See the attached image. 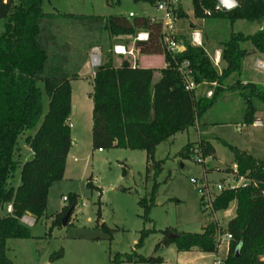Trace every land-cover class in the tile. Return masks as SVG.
Wrapping results in <instances>:
<instances>
[{"label": "trees", "instance_id": "obj_1", "mask_svg": "<svg viewBox=\"0 0 264 264\" xmlns=\"http://www.w3.org/2000/svg\"><path fill=\"white\" fill-rule=\"evenodd\" d=\"M48 0H0V264H13L6 256L7 241L30 239L29 229L21 222L29 214L39 219L46 210L51 185L63 179L66 159L71 147L70 128L67 120L71 109V82L88 60V52L102 40L93 37L98 33L104 39L116 42L134 39L137 33L146 32L145 42H133L140 55H161L165 67L161 70L143 69L123 60L113 67L110 55L95 68L91 92V147L96 151L122 149L142 151L145 154V177L155 179L162 170L163 161L154 160V152L161 143L190 128H199L206 112L227 95H236L243 102L242 122L252 125L255 114L264 111V85L242 83L239 80L241 62L251 55L264 57V29L253 35L230 32L218 43L220 66L213 65L202 47H194L186 36H177L183 51L170 55L160 40V25L146 17L75 16L46 13L42 9ZM155 5L159 0H133ZM237 6L228 11H214L215 0H191L193 18L200 21L219 19L232 25L236 21L264 25V0H236ZM210 11V16L206 12ZM61 24V25H60ZM67 25L81 31L87 41L79 40L74 48L59 36L60 26ZM249 44L251 50L244 47ZM102 50V48H101ZM73 53L70 57L69 53ZM77 60V64L70 63ZM188 61L192 80L206 91L196 96L195 91H185L184 81L177 67ZM221 67V69H220ZM219 70V71H218ZM155 73L159 74L154 81ZM234 77L233 80L231 78ZM229 82H231L229 84ZM228 83V84H227ZM48 99L47 111L42 113V93ZM212 84H215L212 87ZM199 87V88H200ZM34 134L26 132L35 129ZM30 149L31 158L19 161V141ZM232 154L237 176L250 180V185L226 189L216 196L213 212L220 213L235 203L234 217L225 233L231 236L222 264H264V160L221 142ZM176 156L185 160L197 156L213 160L214 149L209 141L200 138L188 143ZM19 169V185L14 188L11 180ZM210 170H207V172ZM125 175V168H122ZM255 184V186H254ZM90 189L99 191L91 182ZM158 189L154 182L149 195V205L141 200L145 214L153 203ZM66 207L52 221L53 227L61 226L67 211L70 216L77 205V197L70 195ZM11 206V213L6 207ZM100 219V212H97ZM65 225V226H66ZM102 227L106 229L103 225ZM217 226L209 223L199 234H177L155 245L174 246L178 252L192 249L203 254H216ZM147 232H142L139 247ZM162 264L160 257H141L117 254L110 264Z\"/></svg>", "mask_w": 264, "mask_h": 264}, {"label": "rangeland", "instance_id": "obj_2", "mask_svg": "<svg viewBox=\"0 0 264 264\" xmlns=\"http://www.w3.org/2000/svg\"><path fill=\"white\" fill-rule=\"evenodd\" d=\"M42 9L46 13L85 17L128 18L129 13L149 19H159L161 16L155 5L133 0H48L43 3ZM175 12L176 35L188 38L190 29L200 31L204 49L209 56L214 50H219L218 43L230 32L253 35L259 28V24L254 22L236 21L230 25L219 19L196 20L192 15L191 0H180ZM3 25L1 21L0 31ZM59 36L70 48H74L81 39L84 43L87 41L81 31L67 25L60 26ZM93 37V40H102L93 47L100 49L102 60L106 55H110L112 62L129 60V57L121 55L117 59L113 50L116 40L106 41L104 35L98 33L93 34ZM122 43L127 50L133 48V39H123ZM244 47L251 50L249 44ZM90 53L91 50L88 52L87 64L94 71L96 67L90 66ZM69 56L72 57L73 53L70 52ZM255 58L247 56L242 65L241 79L264 85V73L252 66ZM160 60L161 56L155 55L153 65H159ZM129 61L133 65V61ZM77 62L72 60L70 66ZM38 87L42 93L44 115L48 99L43 86L38 84ZM72 87L73 101L78 102L71 107V133L76 135L78 145L68 155L63 179L49 188L44 214L39 219L25 216L30 222L22 223L29 229L31 238L7 241L6 256L13 264H110L115 255L134 252L141 257H160L166 260V264H175L174 257L165 247L154 251L155 245L163 239V231L174 235L199 234L204 226L215 223L225 233L227 222L234 216L225 217L224 212H220L212 217L209 211H203L198 186L190 184L189 179L206 181L210 187L234 186L238 182L231 174L234 166L232 154L221 142L263 161L264 111L255 114L259 126L245 125L242 122V100L236 95H227L206 112L201 121L205 125L198 132L195 127L190 128L186 133L177 134L156 147L154 160L163 161V165L161 173L154 179L152 175L145 177V154L142 151L110 149L98 152L92 149L91 85L82 81ZM205 92L206 89L200 87L195 95L202 96ZM35 130L26 133L32 136ZM199 136L208 139L215 151V159H206L203 164L195 161L194 157L179 159L176 154L188 143L198 141ZM23 139L24 136L19 141V161L22 163L32 156ZM123 167L125 175H122ZM88 182L99 191L87 187ZM154 182L158 184V189L145 214L139 202L145 200L149 205ZM19 183L17 169L11 185L16 188ZM213 191L217 194L215 189ZM70 195L77 197V205L68 224L51 229L54 215L67 205L63 198L67 199ZM234 205L231 203L228 209L233 210ZM143 231L147 235L141 245L135 247ZM224 249L225 243L222 242L216 254L186 256L182 264H215L216 261L222 264Z\"/></svg>", "mask_w": 264, "mask_h": 264}, {"label": "built area", "instance_id": "obj_3", "mask_svg": "<svg viewBox=\"0 0 264 264\" xmlns=\"http://www.w3.org/2000/svg\"><path fill=\"white\" fill-rule=\"evenodd\" d=\"M180 5V0H159L156 4V10L161 14L159 19H150L152 22L158 23L160 25V40L162 45L165 47V50L170 55H174L176 53H180L183 51V47L179 42H176V35L175 33V24H176V9ZM214 11H221V7L217 4L214 8ZM207 16H210V11L206 12ZM134 15L132 13L128 14V17L131 18ZM148 39V34L146 32H139L136 34V36L133 39V42H145ZM189 42L194 47H202L203 46V37L200 31L192 29L188 35ZM122 49V53H118V49ZM114 53L121 56H127L132 59L133 65L135 63V57H134V48L127 50L126 48L116 46L114 47ZM90 59V66L98 67L100 65V49L99 48H92L91 53L89 56ZM210 59L214 66L217 68L220 65V50H214L211 53ZM178 72L181 75L183 81H184V89L185 91L191 92L196 91L199 89V85L195 84L192 80V71H191V65L188 61H183L178 67ZM257 69L260 71H264V63H257ZM215 84H212V87H214ZM212 95V90H208L205 92V96L207 98H210ZM260 122L256 121L255 124L258 125ZM68 127L71 128V125L68 124ZM239 131V129H237ZM195 161L198 163L203 164L206 159H201L197 156H194ZM209 159V158H207ZM210 160V159H209ZM232 176L238 181L234 186H227L222 187L221 185H216L215 187H210L209 184L206 181L202 180H196V179H189V183L192 185H197V192L199 194V199L202 204L203 211H209L210 215L213 217L216 213L213 212V202L214 199L218 194H220L222 191L226 189H234L238 187H246L247 185H250V180L246 179L242 176H237V167L234 165L231 169ZM255 186V184H254ZM215 189L217 191V194L213 191ZM262 196H264V190L261 192ZM66 199L63 198V202H65ZM7 213H11V206H7ZM225 217H229L231 215H234L233 212L229 209L223 211ZM23 223H29V219L26 217L22 218ZM217 226V225H216ZM217 234H216V245L217 249L219 245L224 242L226 245H228L229 241L231 240V236L228 233H222L221 229L217 226ZM220 262L216 261L215 264H219Z\"/></svg>", "mask_w": 264, "mask_h": 264}, {"label": "crops", "instance_id": "obj_4", "mask_svg": "<svg viewBox=\"0 0 264 264\" xmlns=\"http://www.w3.org/2000/svg\"><path fill=\"white\" fill-rule=\"evenodd\" d=\"M264 29V25H259V28H258V31L259 30H263ZM191 31V29L189 30V32ZM189 32H188V34H189ZM115 44V47L116 46H119V47H124V45H123V43H122V41H119V42H116V43H114ZM125 48V47H124ZM134 48V47H133ZM116 56H117V59L118 58H120L119 57V55H117V54H115ZM161 56V55H160ZM134 57H135V63H134V65H136L137 67H139V68H143V69H155V70H161V69H163L164 67H165V63H164V58H163V56H161V60H160V62H159V65H153V57H155V55H152V56H146V55H140L139 53H138V51H136L135 49H134ZM251 57H256L255 58V60H254V62L252 63V66H254L255 67V69H257V63H264V57H262V56H260V55H258V54H251ZM247 59V57L246 58H244L243 60H242V62H241V70H240V77H239V80L242 82V83H249L247 80H245V79H241V74H242V65L244 64V62H245V60ZM129 60H131L132 61V59L131 58H129ZM104 62V60H102V59H100V64L101 63H103ZM118 61L117 60H114L113 62H112V65H113V67H118L119 66V64L120 63H117ZM133 63V62H132ZM258 70V69H257ZM260 71V70H259ZM261 72H263L264 73V71H261ZM93 74H94V71H91L90 69H89V67H88V64H87V61L85 62V64L82 66V68H81V70H80V72H79V74H78V79L77 80H74V81H72L71 82V107L73 106V103H75V102H78V101H73V93H72V90H73V84H75V83H78V82H82V81H85V82H87V83H90V85H91V89H92V77H93ZM158 78H159V74L158 73H155V75H154V81H157L158 80ZM234 79V77H232L231 78V80H233ZM90 109H91V107H90ZM92 111V110H91ZM70 112H71V109H70ZM70 116H71V114L69 115V118H68V120H67V123L68 124H70L71 125V128H70V138H71V141H73L75 144L74 145H71V147H70V150H69V153H68V155L70 154V152H71V150L74 148V147H76L77 145H78V142H77V137H76V135H74V134H72L71 133V130L73 129V125L71 124V122H70ZM256 121H259V120H256L255 119V121L254 122H256ZM253 122V123H254ZM260 125V123L258 124V125H256L255 123L254 124H252V126H259ZM199 131V128H197L196 127V132H198ZM201 138V136H199V139ZM205 140H207L208 141V139L207 138H204ZM199 141V140H198ZM198 141H196V142H198ZM210 143V142H209ZM98 152H102V151H98ZM214 153H215V151H214ZM67 158H68V156H67ZM215 159V158H214ZM255 159V158H254ZM67 160V159H66ZM64 172H66V169H65V171ZM232 212H233V214H234V211H235V205H234V208H233V210H231ZM26 216H30L29 214H27ZM234 216V215H233ZM232 216V217H233ZM22 222V221H21ZM227 246L228 245H226L225 244V249H224V256H223V259L225 258V256H226V253H227ZM165 249L168 251V252H170V255L171 256H173L174 257V259H175V264H182V263H184V261H185V257L186 256H192V255H199V254H203V253H200V252H198L197 250H195V249H192L191 251H189V252H178L176 249H175V247L174 246H169V247H165ZM218 250V249H217ZM222 259V260H223ZM162 264H166V260H164L163 259V263Z\"/></svg>", "mask_w": 264, "mask_h": 264}, {"label": "water", "instance_id": "obj_5", "mask_svg": "<svg viewBox=\"0 0 264 264\" xmlns=\"http://www.w3.org/2000/svg\"><path fill=\"white\" fill-rule=\"evenodd\" d=\"M216 4H218L221 7L222 12H228L232 9H234L237 6V1L236 0H215ZM75 143L71 141V145H74ZM70 216V211H67L65 215L61 219V226L66 225V221ZM22 221V220H21ZM178 236L174 234H169L168 238L169 239H176Z\"/></svg>", "mask_w": 264, "mask_h": 264}, {"label": "bare ground", "instance_id": "obj_6", "mask_svg": "<svg viewBox=\"0 0 264 264\" xmlns=\"http://www.w3.org/2000/svg\"><path fill=\"white\" fill-rule=\"evenodd\" d=\"M118 53H122V49L119 48V49H118Z\"/></svg>", "mask_w": 264, "mask_h": 264}]
</instances>
